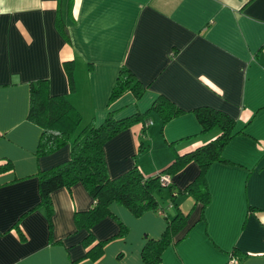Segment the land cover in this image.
<instances>
[{"label": "crops", "instance_id": "1", "mask_svg": "<svg viewBox=\"0 0 264 264\" xmlns=\"http://www.w3.org/2000/svg\"><path fill=\"white\" fill-rule=\"evenodd\" d=\"M122 69L145 86L140 100L125 92L109 102ZM40 81L84 124L144 113L157 96L184 112L161 124L151 111L144 132L136 124L108 141L109 179L132 167L147 178L212 141L216 129L202 132L194 109L229 116L231 138L204 173L209 201L175 195L186 227L160 264H264V0H0V264H144L143 243L161 236L171 195L197 164L164 173L166 207L134 216L111 203L87 243L75 228L93 205L82 185L51 193L49 215L41 205L38 172L66 161L70 145L36 153L41 130L26 118L29 84Z\"/></svg>", "mask_w": 264, "mask_h": 264}, {"label": "trees", "instance_id": "2", "mask_svg": "<svg viewBox=\"0 0 264 264\" xmlns=\"http://www.w3.org/2000/svg\"><path fill=\"white\" fill-rule=\"evenodd\" d=\"M62 27V26H61ZM145 86L129 71L120 70L109 93V102L116 100L125 92H129L134 101L140 100ZM155 113L161 124L177 117L184 112L163 96H157L144 113L134 111L133 115L117 119L109 113L99 124L88 122L72 138V134L80 119L75 109L63 96H51L44 81L29 84V108L27 121L32 122L41 130L37 146V155L51 154L70 145L69 158L46 172H38V191L41 205L50 214L48 196L62 188L69 189L73 185H82L92 199V207L84 213L75 216V228L84 231L85 240L90 241V228L97 221L109 215V205L117 202L127 208L134 216L145 210H155L157 203L153 192L161 188L157 179L160 174L174 175L185 164L192 161L197 164L198 174L182 192L172 194L170 201L174 203L175 195L186 193L200 208L209 201L204 173L213 162H219L221 148L230 140L233 126L232 119L221 111L206 107L194 109V115L202 132L216 129V137L212 141L197 148L191 153L178 157L169 145L175 157L173 162L162 172L144 178L136 167L130 168L124 174L109 179L106 175L103 147L115 135L129 127L140 124L141 130L146 129L147 116ZM72 138V140H71ZM175 211L166 220V226L161 236L156 240H146L140 250V259L144 264H160V257L165 248L174 244L180 232L185 230L187 215H183L173 204ZM101 247V245H99Z\"/></svg>", "mask_w": 264, "mask_h": 264}, {"label": "rangeland", "instance_id": "3", "mask_svg": "<svg viewBox=\"0 0 264 264\" xmlns=\"http://www.w3.org/2000/svg\"><path fill=\"white\" fill-rule=\"evenodd\" d=\"M76 111V110H75ZM77 112V111H76ZM77 114L79 115V113L77 112ZM82 116H81V114L79 115V119H80V121H79V123H78V125H77V127L75 128V130H74V132H73V134H72V138L85 126V124H84V122L82 121ZM88 121H90V120H88ZM72 138H71V140H72ZM153 175V174H152ZM165 192H168L167 191V189L165 188H159L158 190H156L155 192H153V197L155 198V200H156V202L160 205V206H162V205H164L165 207H166V205L160 200V198H159V193H163V194H165Z\"/></svg>", "mask_w": 264, "mask_h": 264}, {"label": "built area", "instance_id": "4", "mask_svg": "<svg viewBox=\"0 0 264 264\" xmlns=\"http://www.w3.org/2000/svg\"><path fill=\"white\" fill-rule=\"evenodd\" d=\"M158 185L161 187H167L170 185V177L166 174H160L158 179H157ZM158 214H160V212L158 211ZM227 264H236V259L231 257Z\"/></svg>", "mask_w": 264, "mask_h": 264}, {"label": "clouds", "instance_id": "5", "mask_svg": "<svg viewBox=\"0 0 264 264\" xmlns=\"http://www.w3.org/2000/svg\"><path fill=\"white\" fill-rule=\"evenodd\" d=\"M162 174H164V173H162ZM169 176V175H168ZM170 184H171V182H170ZM161 187V186H160ZM168 187V186H167ZM163 188H166V187H163ZM158 211H160V210H158ZM161 213V212H160Z\"/></svg>", "mask_w": 264, "mask_h": 264}]
</instances>
